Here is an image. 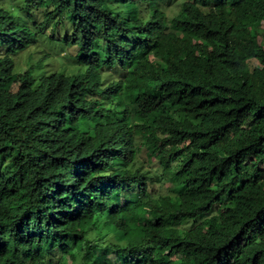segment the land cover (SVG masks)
Listing matches in <instances>:
<instances>
[{"label": "trees", "instance_id": "trees-1", "mask_svg": "<svg viewBox=\"0 0 264 264\" xmlns=\"http://www.w3.org/2000/svg\"><path fill=\"white\" fill-rule=\"evenodd\" d=\"M42 39L77 72L19 69ZM56 252L264 264V0H0V264Z\"/></svg>", "mask_w": 264, "mask_h": 264}, {"label": "rangeland", "instance_id": "rangeland-1", "mask_svg": "<svg viewBox=\"0 0 264 264\" xmlns=\"http://www.w3.org/2000/svg\"><path fill=\"white\" fill-rule=\"evenodd\" d=\"M183 0H158L160 6L164 8L165 14L167 17L173 16L180 3ZM258 33L261 35L262 27L258 30ZM180 37L179 33H176V39L174 40L175 45H179L178 38ZM259 40H263L262 36H259ZM38 47H33L26 52L20 54L16 60L19 65V69H25L28 65L32 63H37L40 61L43 64V69L41 66L40 69L42 71H63L65 73H75L80 68V66L76 63L73 50H66L63 48L61 50L60 47L49 45L45 40H41L38 43ZM122 73L120 72H112V77H120ZM16 85L12 87V90H15ZM134 111L133 107L130 108V116L129 121L131 124L135 123L134 119ZM139 165L146 171H148L149 176L153 178L154 181L149 182V190L154 196H158L161 194H165L170 184L167 181H163L162 178L166 177L170 173L169 168H163L162 163L154 158V155H149L146 151H142L140 154ZM116 204L120 203V200L115 201ZM193 221L190 220H181L176 218L172 221V225L174 227L179 228L180 230L187 229L191 227ZM111 232H114V228H110ZM106 259H108L110 264H116L115 256L113 252L106 253ZM78 262V260L76 259ZM75 258L70 254L61 255L59 252H56L53 256V260L51 262H44L37 259H33L28 261L27 264H76Z\"/></svg>", "mask_w": 264, "mask_h": 264}]
</instances>
